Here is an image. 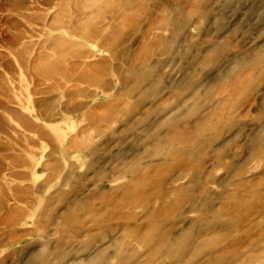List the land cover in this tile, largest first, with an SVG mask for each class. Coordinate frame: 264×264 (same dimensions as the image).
<instances>
[{"label": "rangeland", "instance_id": "rangeland-1", "mask_svg": "<svg viewBox=\"0 0 264 264\" xmlns=\"http://www.w3.org/2000/svg\"><path fill=\"white\" fill-rule=\"evenodd\" d=\"M92 1L84 21L105 30L87 40L74 31L79 18L72 2L0 0V264H30L39 253L45 264L94 258L120 236L118 216L143 221L141 206L115 207L132 188L131 173L173 156L156 150L158 140L192 132L199 118L216 122L224 89L256 62L253 90L239 92L242 102L229 115L220 112L218 133L206 132L217 140L203 162L215 179L206 187L217 207L229 174L217 167L215 150L233 139L223 161L241 167L242 180L260 179L245 186L248 194H264V156L255 154L256 139L264 137V0ZM55 15L59 24L51 22ZM40 57L53 66L40 70ZM192 166L163 172L167 192L190 186ZM204 199L196 194L177 208L176 232L198 217L191 206ZM258 203L262 215L246 218L223 246L247 230L255 238L264 232V222L253 227L264 219V199ZM75 208L79 225L70 226L65 213ZM145 252L124 236L92 264H118L121 253ZM155 264L181 263L168 257Z\"/></svg>", "mask_w": 264, "mask_h": 264}, {"label": "bare ground", "instance_id": "bare-ground-1", "mask_svg": "<svg viewBox=\"0 0 264 264\" xmlns=\"http://www.w3.org/2000/svg\"><path fill=\"white\" fill-rule=\"evenodd\" d=\"M71 2L75 5L79 18L78 26L76 25L77 27L74 30L76 35L87 40L90 37L97 38L101 35L105 29H89L90 24L84 21L85 19L82 15L83 11L87 9L85 5H91L94 2L92 0H78V2L77 0H66L63 4H70ZM51 22L54 24L60 23L57 15L52 18ZM83 24L86 25L84 30L81 28ZM109 26L108 23L107 28H110L111 33L114 35L115 27ZM38 64L42 66L40 70L53 66V63L46 57H40ZM248 67L249 70L246 75L237 77L231 82L229 87L224 89L227 97L223 101L222 106L219 107L220 112H225V114L229 115V111L242 102L239 103L237 100L239 92L243 89L250 92L253 90V82L256 79L253 72L258 69L259 63H251ZM81 78L84 81L89 77L84 75ZM251 82L252 85H250ZM246 96L248 97V95ZM247 97L245 98L247 99ZM220 112L214 111V114L218 113L216 122H210V116L209 118H199L192 132H172L173 134L169 135L164 141H157L156 150H162L165 154L174 152L173 156L161 163L147 164L142 171L132 172V188L120 194V203L115 206L118 211L128 207L141 206L147 212L144 220L138 222L135 221L134 216H118V222L121 221L122 223V227L119 229L120 236L111 239L109 247L104 246L98 252L96 251L94 258H80L74 261L73 264H92L95 261L102 260L105 251L120 245L124 236L130 237L136 244L143 245L146 252L144 254L138 253V255L119 253L120 262L118 264H126L128 261L137 258L139 259L134 261V264H155L158 260L168 257L172 260L180 261L181 264H190V260L197 258H204L205 262L203 264H264V232L260 233L259 237L257 236L258 238H255V236H250V230H247V236L234 238L229 241L228 245L223 246L224 241L230 236L229 234L232 231L243 229V222L246 218L248 219L254 214L262 215L263 208L262 205H259L258 200L264 199V194L261 196L256 193L248 194L245 186L249 188L253 185H259L261 184L260 179L242 180L240 178L241 167L235 165V163L223 161L222 155L225 147L231 145L232 141H234L232 139L224 142L222 146L215 150L217 167L224 169L226 174H229V177L222 179L220 182L222 188V193L218 197L220 205L215 207L212 203L210 191L206 184L215 182V179L209 174V171L205 170L203 160L206 158L207 149L217 140L216 137L207 136L206 132H219V126L222 123L219 116ZM261 116H263V112ZM175 143L180 144L179 149H173ZM256 143L255 154L264 156V137L256 139ZM188 164L193 165V173L189 179L190 186H180L167 192L164 187L166 181L162 176L163 172H170L177 169L179 165L187 166ZM154 166H157V170L159 168L158 172L153 173ZM171 181L174 182L177 179ZM229 186H233L234 189L228 190ZM172 193L175 194L174 199L167 203L165 199ZM196 194L205 196L203 204L196 207L191 206V210L200 211L198 217L186 225L181 232H176V226L173 225V222L177 218L174 215L177 208L180 205H185V202L195 199ZM152 197H154L155 201H153ZM226 200L231 201V204L227 203ZM79 209H70L65 213V221L70 226L79 225ZM262 222H264L263 216L258 222L253 224V227H259ZM244 223H246V220ZM219 232H223V236H215ZM90 242V240L83 242V248L88 249ZM140 257H143V260H140ZM44 259L43 253H39L31 259L30 264H45Z\"/></svg>", "mask_w": 264, "mask_h": 264}]
</instances>
